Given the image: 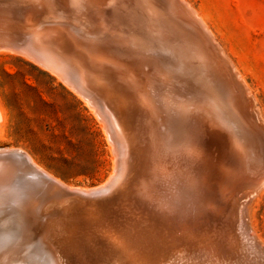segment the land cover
Instances as JSON below:
<instances>
[{"label":"bare ground","instance_id":"1","mask_svg":"<svg viewBox=\"0 0 264 264\" xmlns=\"http://www.w3.org/2000/svg\"><path fill=\"white\" fill-rule=\"evenodd\" d=\"M6 54L81 96L116 156L96 194L0 149V264H264V118L189 0H0Z\"/></svg>","mask_w":264,"mask_h":264},{"label":"rangeland","instance_id":"2","mask_svg":"<svg viewBox=\"0 0 264 264\" xmlns=\"http://www.w3.org/2000/svg\"><path fill=\"white\" fill-rule=\"evenodd\" d=\"M189 2L245 77L264 118V0ZM39 65L19 54L0 55L6 118L0 149L24 150L66 186L99 188L114 170L111 137L86 101ZM260 195L250 208L251 224L264 245V191Z\"/></svg>","mask_w":264,"mask_h":264},{"label":"water","instance_id":"3","mask_svg":"<svg viewBox=\"0 0 264 264\" xmlns=\"http://www.w3.org/2000/svg\"><path fill=\"white\" fill-rule=\"evenodd\" d=\"M115 188V187H114ZM114 188H112L111 190H110V192L109 193H107V194H104L103 196H98V197H94V196H89V197H86V195L85 194H80V196H81V199H86L88 202H90V203H95V202H97V201H100V200H103L105 197H109L110 195H112L114 192H115V190H116V188L114 189ZM100 188H97V190L96 191H94V192H96V194H98V193H100ZM75 194V193H74ZM77 196L76 195H74V196H69L67 199H69V200H74L75 198H76ZM85 197V198H84ZM74 202H76V201H74ZM115 207L117 208V210L116 211H120L121 209H122V205L120 204V203H117V204H115ZM226 215L225 214H223V220L226 218L225 217ZM229 228H230V226H228ZM23 229L25 230V227H23ZM27 234V233H26ZM19 237V236H18ZM20 239V238H19ZM42 241H43V238H42ZM44 242V245H46L47 243H45V242H47V240H45V241H43ZM37 247V246H36ZM56 247V246H55ZM69 255H70V253H69ZM71 259H73V255L71 256Z\"/></svg>","mask_w":264,"mask_h":264}]
</instances>
